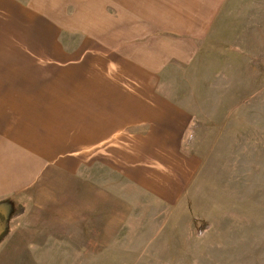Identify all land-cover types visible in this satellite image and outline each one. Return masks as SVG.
I'll return each instance as SVG.
<instances>
[{"label":"crops","instance_id":"crops-1","mask_svg":"<svg viewBox=\"0 0 264 264\" xmlns=\"http://www.w3.org/2000/svg\"><path fill=\"white\" fill-rule=\"evenodd\" d=\"M100 1L92 11L81 0H0V231L13 208L10 228L34 233L51 209L60 225L80 223L82 208L95 216L97 182L67 176L85 153L113 149L112 138L129 163L123 179L164 206L200 168L182 154L193 115L164 91L181 88L165 73L194 65L225 0H106L104 10Z\"/></svg>","mask_w":264,"mask_h":264},{"label":"rangeland","instance_id":"rangeland-1","mask_svg":"<svg viewBox=\"0 0 264 264\" xmlns=\"http://www.w3.org/2000/svg\"><path fill=\"white\" fill-rule=\"evenodd\" d=\"M81 1L93 11V0ZM193 64L176 79L165 73L181 88L164 91L179 92L193 115L182 154L201 163L179 201L164 206L129 185L121 137L112 138L113 149L85 153L67 176L94 178L97 214L82 208L80 223L60 225L51 209V226L34 233L10 228L21 211L13 208L0 264H264V0H225Z\"/></svg>","mask_w":264,"mask_h":264},{"label":"water","instance_id":"water-1","mask_svg":"<svg viewBox=\"0 0 264 264\" xmlns=\"http://www.w3.org/2000/svg\"><path fill=\"white\" fill-rule=\"evenodd\" d=\"M5 229H6V222L2 225L0 234L3 233Z\"/></svg>","mask_w":264,"mask_h":264},{"label":"trees","instance_id":"trees-1","mask_svg":"<svg viewBox=\"0 0 264 264\" xmlns=\"http://www.w3.org/2000/svg\"><path fill=\"white\" fill-rule=\"evenodd\" d=\"M3 233L0 234V242H1L2 238L5 236ZM199 233H201V230L199 231Z\"/></svg>","mask_w":264,"mask_h":264}]
</instances>
